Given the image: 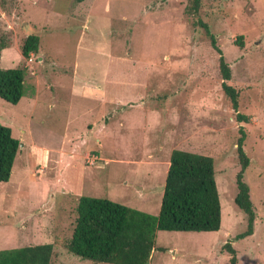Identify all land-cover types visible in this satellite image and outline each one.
I'll use <instances>...</instances> for the list:
<instances>
[{
	"label": "rangeland",
	"instance_id": "1",
	"mask_svg": "<svg viewBox=\"0 0 264 264\" xmlns=\"http://www.w3.org/2000/svg\"><path fill=\"white\" fill-rule=\"evenodd\" d=\"M186 3L15 0L0 8V30L12 40L0 68L30 66L35 93L25 88L16 104L0 98V124L19 140L10 177L0 181V249L52 243L51 264H112L65 247L79 197L156 215L170 153L183 149L214 159L221 225L156 231L150 264H229L226 242L235 264H264V0H203L200 11L230 66L242 121ZM29 34L40 51L24 58L20 40ZM240 127L257 220L252 235L236 239L246 227L233 200Z\"/></svg>",
	"mask_w": 264,
	"mask_h": 264
},
{
	"label": "trees",
	"instance_id": "2",
	"mask_svg": "<svg viewBox=\"0 0 264 264\" xmlns=\"http://www.w3.org/2000/svg\"><path fill=\"white\" fill-rule=\"evenodd\" d=\"M81 2L83 0H76ZM15 0H0V8L9 10ZM203 0H187L185 12L193 18L195 25L203 28L210 45L218 54L217 67L221 76V87L229 99L237 119L245 117L238 111L239 90L228 83L231 69L215 34L200 15ZM242 36L237 44L241 45ZM11 35L0 30V50L10 47ZM40 51L39 37L34 34L23 36L20 52L24 58ZM27 66L0 68V98L16 104L28 93ZM242 127V126H241ZM239 128L237 140L239 170L235 175L233 200L243 212L246 222L244 231L235 235L243 239L253 234L257 214L251 199L249 185L244 179L245 169L250 163L243 149L245 132ZM19 140L12 136L9 127L0 124V181L10 177L17 153ZM221 225V205L215 180L214 159L205 154L183 149H173L170 153L159 212L154 215L116 201L83 195L76 206V218L71 236L65 243L70 253L92 262L112 264H150L155 248L156 231H216ZM230 253L229 264L236 263L234 247L226 242ZM54 254L52 243L31 244L0 249V264H51Z\"/></svg>",
	"mask_w": 264,
	"mask_h": 264
},
{
	"label": "crops",
	"instance_id": "3",
	"mask_svg": "<svg viewBox=\"0 0 264 264\" xmlns=\"http://www.w3.org/2000/svg\"><path fill=\"white\" fill-rule=\"evenodd\" d=\"M6 48L3 49V51H5ZM30 66H28L29 68ZM35 94V93H34ZM33 96V95H32ZM39 160L42 161L41 164H45L47 165L48 164V160H49V156H48V151L45 150V151H42V153L40 154L39 156Z\"/></svg>",
	"mask_w": 264,
	"mask_h": 264
}]
</instances>
